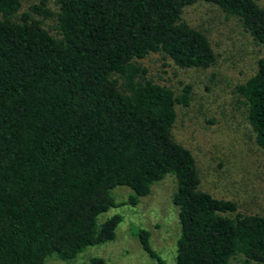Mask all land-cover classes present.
<instances>
[{
    "label": "trees",
    "instance_id": "trees-1",
    "mask_svg": "<svg viewBox=\"0 0 264 264\" xmlns=\"http://www.w3.org/2000/svg\"><path fill=\"white\" fill-rule=\"evenodd\" d=\"M199 1L264 44L254 0H37L25 9L0 0V264L70 259L112 240L120 216L96 222L116 205L110 190L128 187L133 205L168 173L179 226L172 264H264V216L200 190L193 156L172 138L174 107L188 104L190 86L175 95L134 62L160 52L180 68L213 64L206 36L180 17ZM234 91L264 150V57ZM148 235L135 234L164 264Z\"/></svg>",
    "mask_w": 264,
    "mask_h": 264
},
{
    "label": "rangeland",
    "instance_id": "rangeland-1",
    "mask_svg": "<svg viewBox=\"0 0 264 264\" xmlns=\"http://www.w3.org/2000/svg\"><path fill=\"white\" fill-rule=\"evenodd\" d=\"M52 1L48 6L52 8ZM264 8V0H254ZM21 9L37 0H20ZM181 19L207 38L215 59L201 68H180L160 52H151L134 62L143 70L144 79L164 85L175 95L183 85L190 86L186 106L176 104L171 126L174 141L188 149L194 158L198 188L236 204L242 214L264 216V150L257 146L246 119V106L234 91L235 85L252 75L257 60L264 57V44L255 43L235 17H226L216 6L202 1L185 6ZM44 26H51L49 19ZM175 178L165 174L150 185L149 193L130 205L126 186H115L110 194L116 204L100 213L99 224L118 214L120 221L114 238L84 247L70 259L48 255L43 264H90L94 257L104 264H155L141 248L138 229L148 231L152 249L172 264L175 240L179 234L177 208L170 197ZM232 264H239L232 260Z\"/></svg>",
    "mask_w": 264,
    "mask_h": 264
}]
</instances>
